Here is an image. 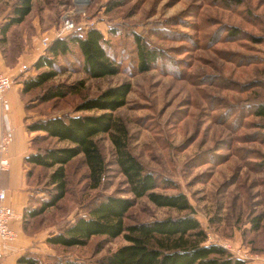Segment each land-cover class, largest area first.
<instances>
[{
	"label": "rangeland",
	"instance_id": "obj_1",
	"mask_svg": "<svg viewBox=\"0 0 264 264\" xmlns=\"http://www.w3.org/2000/svg\"><path fill=\"white\" fill-rule=\"evenodd\" d=\"M14 2L1 0V23L7 19ZM229 2L34 0L26 20L7 33L3 53L10 57L18 48L20 54L30 55L34 50L43 53L41 37L52 35L64 13L83 21L86 30L99 29L109 42L108 55L115 59L120 71L91 78L83 72V57L77 47L58 55L60 73L43 87L22 95L27 124L51 115L76 114L74 107L81 99L130 82L126 104L113 111V115L125 124L130 151L145 168L176 184V188L156 191L186 195L207 233L206 244L229 245L228 251L235 257L241 256L247 264H264V169L253 165L258 161V153H264V129L260 125L263 120L249 114L255 102L264 101V0H234L230 6L224 4ZM112 3L118 5L109 8ZM235 28L239 31L237 35L231 34ZM133 33L140 34L162 52L161 59L146 72L136 71ZM36 73L31 68L15 78L21 75L22 82ZM79 81L84 85L78 92L40 102L45 87ZM37 134L40 133H33L32 138ZM95 140L106 163L99 186L91 187L88 167L79 155L66 165L64 198L26 222V230L39 235L34 242L36 253L47 264L59 256L98 264L103 256L127 244L121 235L92 236L85 246H48L44 242L45 236L72 222L77 214H85L97 197H131L115 164L110 134H99ZM37 145L44 148L67 143L49 139L37 140ZM51 172L52 169L38 167L28 178L29 207L38 206L48 197ZM181 214L142 197L128 210L124 222ZM259 214H263L260 228L253 230L252 219Z\"/></svg>",
	"mask_w": 264,
	"mask_h": 264
},
{
	"label": "trees",
	"instance_id": "obj_2",
	"mask_svg": "<svg viewBox=\"0 0 264 264\" xmlns=\"http://www.w3.org/2000/svg\"><path fill=\"white\" fill-rule=\"evenodd\" d=\"M34 0H15L7 19L0 24V48L5 51L7 33L22 24L30 14ZM224 3L227 6L232 4ZM1 2V0H0ZM118 3H112L113 8ZM238 29L231 31L237 35ZM136 44V71L146 72L161 59L160 49L149 45L138 33H133ZM18 41V46L20 45ZM108 40L103 33L91 27L83 32H74L63 38L53 39L44 52L33 63L37 73L23 79L22 95L41 88L60 73L56 62L58 55H64L77 47L83 57V72L91 78L115 75L120 67L107 52ZM20 49L10 57L14 60ZM84 82L73 84L58 83L45 87L39 96L40 102L62 99L76 93ZM131 91L130 82H122L108 87L96 96L81 99L74 107L76 114L51 115L26 125L28 132H38L31 139L34 149L24 158L26 178L31 177L35 168L52 169L47 184L51 186L48 197L38 206L24 210L22 221L25 231L27 220L43 214L56 206L67 192L66 165L82 155L88 167L91 187L99 186L106 170L105 160L100 152L95 136L109 133L114 146V158L119 172L123 175L131 197L104 195L97 197L85 214H77L75 219L45 238L48 246H85L92 236L115 238L123 236L127 241L116 250L103 256L98 264H247L217 243H207V233L195 216V209L182 192L165 194L156 189L176 188L169 178L161 177L147 170L130 151V135L125 124L113 115V111L124 106ZM26 110V108H25ZM100 110L101 113L78 114L82 111ZM249 114L260 117L264 129V101L251 106ZM27 119V117H26ZM66 142L65 146L37 147V140ZM257 168L264 169V153L257 155ZM146 197L158 207H168L183 212L181 215L167 216L145 222L126 224L124 217L136 200ZM263 214L252 219V229L260 228ZM16 264H47L42 256L28 248L17 259ZM51 264H89L67 256L56 257Z\"/></svg>",
	"mask_w": 264,
	"mask_h": 264
},
{
	"label": "crops",
	"instance_id": "obj_3",
	"mask_svg": "<svg viewBox=\"0 0 264 264\" xmlns=\"http://www.w3.org/2000/svg\"><path fill=\"white\" fill-rule=\"evenodd\" d=\"M33 52L30 55L19 53L14 60L2 53L0 48V73L14 79V84L6 93L4 104L0 109V133L7 129L13 133V141L6 153L9 168L0 172V189H5V204L12 207L16 216L9 224L15 232V238L8 243L5 256L0 259V264H16L17 259L26 249L33 248L34 252L38 250L34 242L39 239V235L25 231L22 224L23 213L31 194L26 178L24 158L34 151L31 146V139L35 132H28L26 129L27 115L21 93L23 84L20 79L15 78L20 73L21 63L24 65L25 62V65L30 64L29 66H31L42 54V52L35 50ZM45 238L46 236L44 240Z\"/></svg>",
	"mask_w": 264,
	"mask_h": 264
},
{
	"label": "built area",
	"instance_id": "obj_4",
	"mask_svg": "<svg viewBox=\"0 0 264 264\" xmlns=\"http://www.w3.org/2000/svg\"><path fill=\"white\" fill-rule=\"evenodd\" d=\"M85 25L80 21H77L70 13H64L61 17V22L59 27L52 33V35H43L40 39V45L43 50H45L50 42L56 38H63L74 32H83L85 31ZM34 70L33 67H31ZM28 65H22L20 73L31 69ZM21 78V75L17 77ZM14 84V79L0 73V109L4 104V99L6 93ZM13 141V133L11 130L7 129L4 132L0 133V172L8 170L9 160L6 155L9 145ZM5 189H0V259L5 256V249L10 241L15 238V232L10 228V221L15 218V212L9 205L5 204ZM224 248H230L229 245H222ZM227 249V250H228ZM230 250V249H229ZM241 259H243L240 256ZM245 260V259H243Z\"/></svg>",
	"mask_w": 264,
	"mask_h": 264
}]
</instances>
